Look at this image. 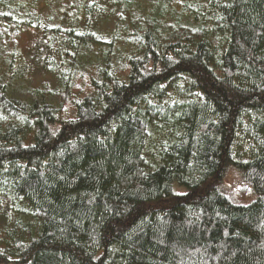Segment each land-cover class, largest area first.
Instances as JSON below:
<instances>
[{"label":"trees","instance_id":"1","mask_svg":"<svg viewBox=\"0 0 264 264\" xmlns=\"http://www.w3.org/2000/svg\"><path fill=\"white\" fill-rule=\"evenodd\" d=\"M40 1L0 0V264H264V0Z\"/></svg>","mask_w":264,"mask_h":264},{"label":"rangeland","instance_id":"2","mask_svg":"<svg viewBox=\"0 0 264 264\" xmlns=\"http://www.w3.org/2000/svg\"><path fill=\"white\" fill-rule=\"evenodd\" d=\"M43 0L40 1V5L42 6V9L44 11L46 10H49L50 8L53 7V11L54 9L56 8L55 5H56V0L54 1V3L52 2V4L48 7V6H45V4L42 2ZM61 4L62 3H67L69 2L70 0H58ZM57 6V5H56ZM56 10L53 12V14H55ZM30 38V37H29ZM28 38V39H29ZM174 98V94L172 93L171 97H169L168 99H173ZM67 115H73V108L71 107H66L62 112L59 113V117L60 116H67ZM244 143H246V141H244ZM235 178V174L232 172L231 176L229 177V181L228 182H235L234 180ZM237 186V183L235 182V184Z\"/></svg>","mask_w":264,"mask_h":264}]
</instances>
